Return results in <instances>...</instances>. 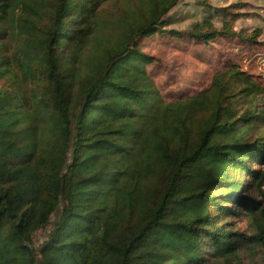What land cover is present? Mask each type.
Returning <instances> with one entry per match:
<instances>
[{
	"label": "trees",
	"instance_id": "16d2710c",
	"mask_svg": "<svg viewBox=\"0 0 264 264\" xmlns=\"http://www.w3.org/2000/svg\"><path fill=\"white\" fill-rule=\"evenodd\" d=\"M186 1L0 0V264H264V88L166 102L140 49Z\"/></svg>",
	"mask_w": 264,
	"mask_h": 264
},
{
	"label": "rangeland",
	"instance_id": "374dc122",
	"mask_svg": "<svg viewBox=\"0 0 264 264\" xmlns=\"http://www.w3.org/2000/svg\"><path fill=\"white\" fill-rule=\"evenodd\" d=\"M201 3L210 5L214 10L225 8L227 12L240 14L232 24L237 33L241 31L250 35L254 28H260L262 34L258 43L252 44L225 35L216 37L208 44L192 39L189 32L195 25L201 29V34L218 30L221 26L217 19L207 20L205 14L194 11L195 7H188ZM233 4L238 5L231 7ZM132 7L135 8V5ZM182 16L184 18L181 19ZM167 18H170V22L174 18L180 19L166 26L167 30L180 32V39L154 35L139 43L142 52L154 60L148 72L166 102L186 99L209 89L217 73L234 67L264 88V0H187L179 3ZM47 234L48 230L38 232L34 237V246L40 245Z\"/></svg>",
	"mask_w": 264,
	"mask_h": 264
}]
</instances>
